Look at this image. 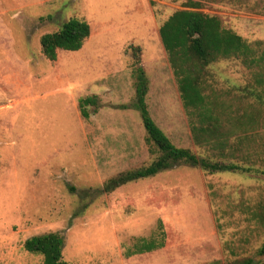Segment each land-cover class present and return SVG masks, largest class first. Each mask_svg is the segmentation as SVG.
<instances>
[{
    "label": "rangeland",
    "instance_id": "obj_1",
    "mask_svg": "<svg viewBox=\"0 0 264 264\" xmlns=\"http://www.w3.org/2000/svg\"><path fill=\"white\" fill-rule=\"evenodd\" d=\"M189 1L264 51V0H0V264H41L22 244L49 232L62 236L66 264H264L256 254L264 219L248 213L264 211V89L238 60L213 63L207 82L234 110H256L255 127L231 143L258 172L180 165L101 191L108 178L153 160L138 112L118 108L134 99V53L154 122L175 146L211 156L192 140L158 34ZM70 18L86 21L90 37L46 59L40 37ZM88 96L99 108L84 119L78 100ZM158 222L164 247L125 257Z\"/></svg>",
    "mask_w": 264,
    "mask_h": 264
},
{
    "label": "trees",
    "instance_id": "obj_2",
    "mask_svg": "<svg viewBox=\"0 0 264 264\" xmlns=\"http://www.w3.org/2000/svg\"><path fill=\"white\" fill-rule=\"evenodd\" d=\"M186 7L187 9L173 12L159 27L158 34L176 81L192 140L211 156L200 157L187 148L175 146L154 122L146 104L148 79L139 65L137 54L134 53V99L131 106L120 105L118 108H131L138 112L147 151L153 156V160L146 166L121 172L105 180L101 187L104 193L109 194L128 183L154 177L180 165L197 168L209 174L258 172L251 165H247L248 155L233 149L231 143L232 140L242 142L246 136L242 133L255 127L258 121L256 110L253 105H249L248 112L244 109L241 112L234 110L231 103L221 100L215 94L207 78L210 76L209 67L213 63L234 59L253 69V84L264 89V51H257L256 46L260 43H247L232 30L224 28L218 17L201 12L198 3L189 1ZM89 37V24L81 19L70 18L61 23L56 31L40 37L41 53L46 59L54 61L58 50L78 51ZM249 95L253 96L254 93L250 91ZM257 98L260 99V96ZM88 107H92L93 114L97 112V96L78 100V109L84 119L89 118ZM228 159L239 160L242 164L228 162ZM248 213L251 218L264 219V211L250 210ZM164 242L163 225L158 222L154 236L135 239L124 255L129 258L153 252L163 248ZM22 248L30 254L41 256V264H66L62 259L63 238L57 232L32 236L23 242ZM256 254L264 257V243L257 249ZM232 264L260 263L252 258H244Z\"/></svg>",
    "mask_w": 264,
    "mask_h": 264
}]
</instances>
